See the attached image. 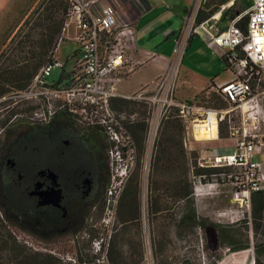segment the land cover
<instances>
[{"label": "rangeland", "instance_id": "1", "mask_svg": "<svg viewBox=\"0 0 264 264\" xmlns=\"http://www.w3.org/2000/svg\"><path fill=\"white\" fill-rule=\"evenodd\" d=\"M48 3L49 0H0V65L8 63L12 48L20 44L19 42L26 41L28 33L37 37V33L41 31V27L38 26L41 22L39 15L44 12L43 8ZM201 4L203 0H194L190 8L194 10ZM241 8L242 4L238 2L236 10ZM236 10L234 9L232 14ZM226 19H229V15ZM74 34L75 20L71 19L69 26L65 30L62 28L59 37L62 40L58 39L53 54L64 58L66 53L76 46L72 39ZM58 74V71H54L48 79H56ZM122 85L120 81L119 86ZM5 88V91L0 93V152L3 148L2 142L8 144L13 134L18 131L13 130L7 139V135L4 137L6 130L21 123L33 120L38 122L34 112L41 110L42 103L39 99L23 96L20 90L25 88L19 90L8 86ZM188 92L189 88L184 85L178 89L177 96ZM212 93L215 94L213 97ZM195 98H198V104L203 106L226 105L219 100L215 90L201 91ZM112 107L117 113L127 117V131L133 140V146L126 150L121 149L124 158L131 153L133 160L127 163L128 174L123 179V188L112 209L109 222L102 221L106 209L105 196L102 200V195L98 199L97 207L90 210L85 228L76 234L54 238H47L41 233H31L11 224L0 210V264H34L38 254L53 256L56 264H181L183 259H190L193 264H217L222 258L226 259L224 264H250L252 259L256 264L255 248L260 241L261 233L253 228L251 206L249 212L244 209V204L243 207L236 206L239 201L235 202L233 197L234 189L229 174L238 169L232 166H219V172L209 177L194 176L191 174L193 164L200 165L201 157L207 156L206 151L212 141L195 138L191 124L188 125L169 115L160 121L149 142L150 110L147 104L131 100L128 104L120 106V102L114 100ZM171 120H175L176 125L167 123ZM238 121V114L232 112L230 122H221L219 136L229 135V124H237ZM136 130L139 143L135 141ZM262 131L264 140V122ZM160 133L167 149L160 155L156 168L152 170L155 143ZM102 134L106 138V135ZM37 140L39 142L36 146L39 151L23 149L21 144L13 148L21 166H26L30 162L38 164L44 162L40 146L42 140L40 137L36 138ZM139 144L142 147L141 152L138 150ZM260 148V153H264V143ZM107 149H110L109 144ZM70 152L71 150L66 148V156L61 158L60 162L63 167L76 163ZM125 164L126 160L123 159L113 165L119 168ZM108 171L111 177L109 161ZM177 177L187 178L191 183L195 209L207 224L205 227H196L191 231L178 223V213L183 208L184 200L177 196L175 184ZM152 179L161 210L148 217L147 193ZM187 184L182 183V186ZM16 187L10 183L8 190L13 192ZM125 188L133 191L130 197L131 208L128 206V195L125 194L123 201L121 198ZM235 207L238 218L230 212ZM214 225L227 230L226 239L218 235ZM96 240H103L101 244L104 248L101 247L99 252L94 247ZM224 240H232L235 245L247 244L248 247L232 251ZM259 258L260 264H264V254Z\"/></svg>", "mask_w": 264, "mask_h": 264}, {"label": "built area", "instance_id": "2", "mask_svg": "<svg viewBox=\"0 0 264 264\" xmlns=\"http://www.w3.org/2000/svg\"><path fill=\"white\" fill-rule=\"evenodd\" d=\"M248 1L249 5L231 16L223 28L219 26V20L225 4L220 5L218 12L199 22L196 21L199 7L189 8L183 27L173 40L174 63L156 77L152 87L143 86L131 94H123L119 82L140 64L132 56L136 45L135 21L120 19L112 3L67 0L68 12L63 29L69 26L71 19L75 20L72 39L76 46L62 59L52 53L27 87L20 91L23 96L42 102L41 110L34 112L37 123L48 122L63 109L79 126L99 130L106 135L110 145L107 154L111 177L105 194L104 223L112 217L123 179L128 174L127 163L133 160L131 153L126 158L122 153V149L132 148L133 140L127 131V117L112 107L118 97L146 103L150 110V131L154 132L163 118L173 114L182 122L191 124L195 137V125L213 114L215 136L205 139L216 138L220 123L230 122L231 113H237L238 123L229 124L233 149L223 154L202 156L199 164L237 168L238 171L229 174L233 197L235 202L239 201L236 206L243 207L244 204L248 212L251 194L264 190V164L259 157L264 143V0ZM244 16H247L245 30L239 25ZM193 34L203 37L211 48L219 52L233 73L232 79L214 89L227 102L226 107L203 106L198 104L199 99L195 96L184 100L176 98L178 68L188 39ZM54 71H58V77L49 80ZM123 159L126 160L125 165L119 168L113 165ZM230 212L238 218L236 207ZM102 241H95L97 252L104 248Z\"/></svg>", "mask_w": 264, "mask_h": 264}, {"label": "trees", "instance_id": "3", "mask_svg": "<svg viewBox=\"0 0 264 264\" xmlns=\"http://www.w3.org/2000/svg\"><path fill=\"white\" fill-rule=\"evenodd\" d=\"M228 1L229 0H218L217 5L212 6L207 10L199 6L196 13V21L199 22L208 18L210 15H212L219 9L221 4L226 3ZM235 1L234 4H232L229 8L221 12L220 20H224L228 15H232ZM239 1L242 3V8L249 5L248 0ZM49 2L50 3H48V5L44 6V12L39 15V20H41V22L38 23V26L41 27V31L37 33V37L31 33H28V39L26 41L24 40L22 42H19L20 44L12 48V55L9 56L8 63H2L0 65V93L5 91L6 86L12 87L15 90L24 89L30 83L31 79L38 72L40 67L51 57L53 49L56 47V44L60 37V33L64 26L66 14L68 12V3L67 0H49ZM182 10H184L183 12H186L187 7H182ZM240 11L241 10L237 12ZM235 13L236 11L234 12V14ZM246 19L247 16H244L239 22V25L243 30H245ZM214 95L215 94L212 93V97ZM115 100H118L120 102V106H124L125 104L131 102L132 99L118 97ZM219 100L223 101L220 96ZM225 103L226 105L223 104L220 107H226L228 104L227 102ZM171 116L180 120L177 116H174L173 114H171ZM52 120V125L55 124L63 128V131L61 132L62 134L65 133V127L71 126L74 123L76 124L71 114L66 111H60L54 114ZM36 123L37 122H34V124H30L29 122L21 123L17 126L15 125L13 128H8L6 130V133L4 134V137L5 135H7L6 137L7 139H9V135L12 133V131L18 129V131L13 134V138H10L11 140L8 142V144L5 143V141L2 142L3 148L0 152V210L3 212L5 218L11 224L16 225L31 233L45 234L47 238H54L66 234H76L77 232L85 228V226L87 225L90 210L92 208L97 207V202L101 195L103 196L102 200H104V196L106 194L107 189V183L110 178V173L108 171V161L106 157L98 164L99 173L97 174L98 177L96 182L97 191L92 196H90V198L86 200H80L79 205L75 207L76 210L74 211V213L70 216H67L66 218L61 219L58 225L52 226L51 224L45 221L41 225H30L19 216L15 218L12 214H10V209H8V203L12 195V192L8 190V185L12 183L15 184L17 187L26 186L28 178L18 183L15 179L17 173L28 172L31 167H37L38 165H41L38 163L30 162L26 166H21L17 160L16 154L13 152V148L17 144H21L22 148L26 150L39 151V148L36 146L39 141H36V138H41L44 134V130L42 124ZM167 123L172 126L176 125L175 120L168 121ZM137 126L138 124H136V127ZM143 126L144 125L142 124V132L144 130ZM79 127V130L82 132L83 135H87L90 138L94 136L99 137L102 142V151L104 152V154L107 152L108 142L99 130L86 129L81 126ZM220 133L221 123L219 126V134ZM134 136L136 143H139V136L137 130L134 132ZM140 137L142 138L143 136L141 135ZM139 145L138 150L141 152L142 147L141 145ZM166 149L167 146H165V142L160 133L155 143V153L152 164V170L156 168L157 161L160 155L166 152ZM65 153L66 149H64L63 154ZM12 159L15 160V165L13 168L9 167L7 164V161ZM138 159H140V156L138 157ZM91 167L92 164L88 160L82 161V163H74L70 164L69 166L63 167V181L65 188H67L68 191L72 190L77 185L78 176L81 171L83 169L91 170ZM218 167L219 166H201L194 163L191 174L198 177H209L211 174H216L219 172L220 168ZM182 183L188 184L183 187ZM175 184L176 191L178 194L177 196L180 199L184 200L183 208L178 213V223L182 226L189 228L191 231H193L196 227H205L207 224L202 218L199 217L195 209L193 187L191 183L188 182L187 178L177 177ZM124 191L125 192L122 194L121 197L122 201L123 199L125 200V194L128 195V206L131 208L130 197L133 194V191L131 192L129 188H125ZM66 204L68 203L66 202ZM250 206L251 221L253 228L256 232L260 231L261 233L260 241L258 242L255 248L257 255L256 264H260L259 257L264 254V190L257 191L251 194ZM160 210L161 208L158 202V194L156 193V189L154 187L152 179L150 185H148L147 215L148 217L150 215L154 216ZM43 218L45 217H42V219ZM213 227L222 239H226L225 237L227 230L225 228L218 227L217 225H214ZM224 243H226L228 248L232 251H237L248 247L247 244L235 245L232 240H224ZM109 254L110 258H112L111 253ZM37 256L38 257L35 259L34 264H56V260L55 258H53V256L47 254H38ZM181 264L193 263L190 259H183Z\"/></svg>", "mask_w": 264, "mask_h": 264}, {"label": "crops", "instance_id": "4", "mask_svg": "<svg viewBox=\"0 0 264 264\" xmlns=\"http://www.w3.org/2000/svg\"><path fill=\"white\" fill-rule=\"evenodd\" d=\"M193 1L102 0L103 3H112L116 7L120 19L134 20L136 25V45L134 50H132V56L140 64L137 69L122 79L123 85L119 87L123 94H131L143 86L152 87L156 77L174 63L175 58L172 53L173 40L182 29L184 17L187 12H183L182 7H187L188 10L190 5L193 4ZM217 1L203 0V4L200 6L207 10L217 5ZM234 1L229 0L223 3L225 4L224 10L234 4ZM238 2L240 1H235L233 10H236V4ZM239 10H236V13ZM226 18L219 20V26L221 28L227 25L229 19ZM185 59L187 61H184ZM181 62H184V64H181ZM181 62L177 76L179 87L177 85L175 93L178 100L192 98L201 91H213L220 83L233 78V73L227 67L223 56L211 48L204 38L199 35L193 34L189 37L181 57ZM184 85H187L190 92L177 96L178 89L183 88ZM212 122L213 120L211 119L205 122L210 127L213 124L212 135L205 137L197 136L204 124L199 123L195 125V138L205 139L215 136L216 123ZM209 140L212 142H210L209 149L206 151L207 155L223 154L233 149V138L230 134L226 136H219L218 134L216 138ZM259 157L264 164V153H260Z\"/></svg>", "mask_w": 264, "mask_h": 264}, {"label": "flooded vegetation", "instance_id": "5", "mask_svg": "<svg viewBox=\"0 0 264 264\" xmlns=\"http://www.w3.org/2000/svg\"><path fill=\"white\" fill-rule=\"evenodd\" d=\"M52 118L42 124L44 134L41 137V147L44 162L37 167H31L28 172L17 173L16 181L20 183L28 178L27 184L11 191L12 195L8 203L10 214L15 218L21 217L30 225H41L45 221L55 226L61 219L73 214L80 200L90 198L97 191L98 164L105 157L108 161V154L102 151L99 137L90 138L83 135L79 125L75 123L65 127V133L62 134L63 128L52 125ZM66 148L71 150L70 156L76 163L88 160L92 164L91 170L81 171L77 185L69 190L71 192L64 186L63 166L60 163L61 158L66 156V153L63 154ZM7 164L13 168L15 160H8ZM58 189H60L59 204L54 202V192Z\"/></svg>", "mask_w": 264, "mask_h": 264}, {"label": "bare ground", "instance_id": "6", "mask_svg": "<svg viewBox=\"0 0 264 264\" xmlns=\"http://www.w3.org/2000/svg\"><path fill=\"white\" fill-rule=\"evenodd\" d=\"M209 119L213 120L212 123L216 122L215 117H214L213 114L210 115V117L208 118V120H209ZM208 120H206V121H201V122H200V123H204V124L202 125L201 129L199 130V133H198L197 136H199V137H205V136H207V135H212V133H213V124H212V127H210L209 124L207 125L205 122H207ZM153 133H154V131L151 130V131H150V134H149V138H150V141H149V142H151V140H152ZM200 193H201V192H200ZM144 220H145V213H144ZM238 252H240V251H238ZM238 252H233V253H238ZM233 255H234V254H233ZM225 260H226L225 258H222L221 260L218 261L217 264H224V263L226 262ZM250 264H252V263H250Z\"/></svg>", "mask_w": 264, "mask_h": 264}, {"label": "water", "instance_id": "7", "mask_svg": "<svg viewBox=\"0 0 264 264\" xmlns=\"http://www.w3.org/2000/svg\"><path fill=\"white\" fill-rule=\"evenodd\" d=\"M43 172V170H42ZM59 200H60V189H58L57 191L54 192V202L59 204Z\"/></svg>", "mask_w": 264, "mask_h": 264}]
</instances>
